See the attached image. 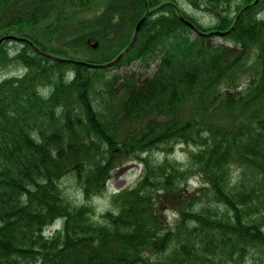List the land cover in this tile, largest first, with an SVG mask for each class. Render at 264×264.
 <instances>
[{
    "label": "trees",
    "instance_id": "16d2710c",
    "mask_svg": "<svg viewBox=\"0 0 264 264\" xmlns=\"http://www.w3.org/2000/svg\"><path fill=\"white\" fill-rule=\"evenodd\" d=\"M115 1L0 0V37L27 39L0 45L25 70L0 81V264H264V0H183L209 24L179 0ZM94 36L100 57L73 55ZM136 61L157 62L140 84L108 73ZM128 160L140 177L98 211Z\"/></svg>",
    "mask_w": 264,
    "mask_h": 264
},
{
    "label": "rangeland",
    "instance_id": "374dc122",
    "mask_svg": "<svg viewBox=\"0 0 264 264\" xmlns=\"http://www.w3.org/2000/svg\"><path fill=\"white\" fill-rule=\"evenodd\" d=\"M182 1L179 0V3L182 4L183 9L185 11H187L189 16H193L195 19L197 18L201 23L209 24L211 22L215 23L216 21H218L217 19H215L212 16V14H208L204 10L203 11H200L198 9L196 10V9H194L193 6L189 5L188 2H185V1L182 2ZM112 4H113L114 8L119 6L118 1L116 2L115 0ZM146 15H147V13H144L141 16L138 23L136 24V27L139 24V22ZM90 16H92V13H90L88 15V17H90ZM148 16L146 17V19L148 18ZM117 17H119L120 20L116 19L113 22V26L111 29L107 27L108 24L105 25L107 27V30H105L106 33H107V31L108 32L114 31V32H116L117 36H121V35H124L126 31H129L131 20L122 19L120 16H117ZM146 19L143 21V23H145ZM136 27L133 30L134 35H135ZM99 30H103V29L99 28ZM98 34L102 35L103 31H101ZM224 34H226V33H224ZM97 38H98V36H94L93 40L91 41L92 49L89 48V50H87L84 47H81L79 50L80 52L79 53L75 52V53H73V55L80 56V57H82V55L86 56V57L87 56L88 57H98V56L100 57L102 51L100 49H98L99 43L96 40ZM214 39H215V41L220 42V37H216ZM54 43H55V45L60 46V45H62L63 42L62 41H56ZM94 45H96V46L94 47ZM21 47H22V45L20 44V42L14 41V40L10 41L7 45V48H8V51L10 52V55H13L15 53V51L20 50ZM71 54H72V52H71ZM156 64H157V62L152 64L150 67H145L144 64H141L139 61H136L128 67L123 66L119 69L111 70L108 73H109V75H114V74L118 73L120 76H130L134 79V81L136 83L140 84L145 79L151 77L154 74ZM22 72H25V70L22 68H18L15 66L8 67V66H5L3 64V67L0 66V81L7 78V77H11L13 75L22 74ZM126 79L127 78L125 77L121 81H125ZM185 148L186 147H182V146L178 147L177 146L175 156L173 157V159H175V160L177 159L182 164L187 163L188 162V158H187L188 154H187V150ZM141 171H142V164L138 161H135V160H128V161L124 162L122 165H120L119 167L114 168L112 171V177L110 178V180L108 182L107 191L104 192L102 195H98L92 201L94 203V206H96L97 210L98 211H106V210L110 209L111 208V206H110L111 195H114V193H116V192H120L124 189H127V188L134 186V184L136 183V181L140 177ZM197 181H198L197 178L194 177L188 181V185L191 187H194V188L199 187V183ZM63 186H64L65 191L71 200L79 201L82 198V196L79 192V188L73 180L66 179L63 182Z\"/></svg>",
    "mask_w": 264,
    "mask_h": 264
},
{
    "label": "water",
    "instance_id": "95a60500",
    "mask_svg": "<svg viewBox=\"0 0 264 264\" xmlns=\"http://www.w3.org/2000/svg\"><path fill=\"white\" fill-rule=\"evenodd\" d=\"M148 14H149V13H147V15H146V16H145V17L139 22V24L137 25V27H136V31H135V35H134V38H133L132 42L130 43L129 47H128L124 52H122V53L118 56V58L115 60V62H117L118 60H120V59L124 56V54H126V53H127L132 47H133V45L135 44V42H136V40H137V37H138L139 31H140L141 25H142L143 21L146 19V17L148 16ZM7 39L21 40L20 38L15 37V36H5V37H2V38L0 39V44H1L3 41L7 40ZM36 50H37L39 53H42V51H39L37 48H36ZM43 54H44V53H43ZM44 55H46L47 57H50V58H52V59L58 60V61H66L65 59L57 58V57H54V56H51V55H48V54H44Z\"/></svg>",
    "mask_w": 264,
    "mask_h": 264
}]
</instances>
